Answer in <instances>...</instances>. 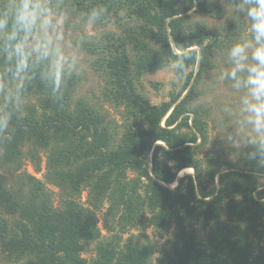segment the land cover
<instances>
[{
    "label": "trees",
    "instance_id": "trees-1",
    "mask_svg": "<svg viewBox=\"0 0 264 264\" xmlns=\"http://www.w3.org/2000/svg\"><path fill=\"white\" fill-rule=\"evenodd\" d=\"M69 1L80 12L107 6L103 28L117 17V32L104 31L84 49L106 76L102 98L120 109L121 123L82 99L71 109L75 76L62 99L31 83L23 98L36 103L22 102L11 139L0 138V209L12 218L0 217V256L11 264H152L156 238L170 233L159 264H264V171L246 155L203 154L209 125L199 79L231 41L194 18L217 15L211 1L218 0ZM177 60L186 70L175 69L182 86L152 104L142 78ZM40 153L45 181L22 172L11 191L3 173L25 160L41 171ZM187 168L194 174L180 178ZM105 206L108 238L98 226ZM138 225L155 239L122 245Z\"/></svg>",
    "mask_w": 264,
    "mask_h": 264
},
{
    "label": "clouds",
    "instance_id": "clouds-1",
    "mask_svg": "<svg viewBox=\"0 0 264 264\" xmlns=\"http://www.w3.org/2000/svg\"><path fill=\"white\" fill-rule=\"evenodd\" d=\"M246 2L250 5L246 9L237 7L250 22L251 35L227 49L229 66L218 76L219 82H230L239 98L235 106H222L224 113L237 118V127L228 132L221 121L224 134L219 139L228 150L250 147L247 160L264 171V0ZM76 11L67 0H0V138L11 139L13 116L20 112L34 80L62 99L67 82L81 72L87 30L106 24L111 14L103 4L81 11L84 31L74 35L70 20ZM172 67L186 71L183 60Z\"/></svg>",
    "mask_w": 264,
    "mask_h": 264
},
{
    "label": "rangeland",
    "instance_id": "rangeland-1",
    "mask_svg": "<svg viewBox=\"0 0 264 264\" xmlns=\"http://www.w3.org/2000/svg\"><path fill=\"white\" fill-rule=\"evenodd\" d=\"M210 1V0H209ZM71 5L72 2L67 0ZM217 7L220 12L211 15L198 14L194 20L204 23L208 26L212 32H219V35H228L230 38V44H225L226 46L219 52H215L213 59L211 60L212 69L204 72L200 76L199 89L202 92V98L200 103L208 110L207 122L209 125V143L208 146L203 150V154L206 152L218 153L220 155L227 156L228 158L235 160L237 159V154L246 155L249 152L250 147L241 146L239 149L232 148L230 150L222 146V142L219 137L224 134L222 129L221 121L223 125H227L228 132H234L237 127V118L235 116H229L222 111V106L226 103H231L235 106L238 103V96L232 93V90L229 87L228 81L223 83L218 81V76L222 70L228 68L226 52L227 49L234 43H237L243 39L249 38L251 35L249 32L250 22L246 19L242 8L246 9L249 7L246 0H234V4L228 5L224 0L211 1ZM237 5L242 6L238 8ZM77 11L70 20V23L74 25L73 34L77 32H83V27L79 24V14L80 10L77 6H74ZM217 12V11H216ZM117 17H113L110 23L106 28H103L101 25H98L96 28L88 29L86 35L88 36V41H93L94 37L100 38V35L105 31H118V26L114 23ZM232 26H235L232 29ZM240 26V27H239ZM234 33V35H232ZM223 37V36H222ZM224 38V37H223ZM223 38H221L223 40ZM221 41V40H219ZM224 53V55H221ZM81 72L75 76L76 81L69 86L68 91L70 93V106L74 110L78 100L82 99L89 102L91 105L99 106L102 108V112L108 114V116L121 123V114L120 109H116L110 103L104 102L102 94L104 89L107 87V78L106 76L96 71L95 60L96 57L89 54L85 49L81 53ZM157 83L159 86L158 89H155L153 84ZM69 81L65 87H68ZM142 85L144 86V92L149 98L152 104H160L163 101H168L170 94L178 87L182 86V82L178 79L175 68L172 66L167 67L161 71L146 74L142 78ZM27 100L28 105L36 103V100L33 97L23 98L22 102L25 103ZM40 112V110H38ZM26 147L25 150H27ZM43 163L41 166V171H36L34 166L28 160H25L21 169L17 172L14 171L10 174L3 173V177L8 181L7 186L11 188V191H16L18 189L17 177L21 175L22 172H28L29 174L45 181L44 174L45 169V156L41 154ZM44 157V158H43ZM190 169V168H189ZM193 170V169H192ZM184 171V170H183ZM194 174L184 172L181 173L180 177L184 175ZM176 187V185H174ZM50 189L54 192H58L55 187L50 186ZM57 199V198H56ZM81 203L86 206L87 204V192H84L80 198ZM105 211L106 206L98 212L99 223L98 226L101 230L104 238L111 236V233L107 232L104 227L105 221ZM2 210L0 209V217H6L7 219H12L9 215H2ZM205 235L206 232H203ZM170 233L167 234L166 238L169 237ZM146 236L150 237L152 240L155 239V232L150 227H143L141 225L131 228L127 234H123L122 245L127 242H138L145 243ZM166 238L161 239L159 237L156 240L159 243V246L155 250L154 256L152 258V264H159V260L162 258L161 245L165 244ZM167 244V243H166ZM92 251L89 249L88 253L82 254L85 258H90L92 256ZM0 264H11L4 259V256H0Z\"/></svg>",
    "mask_w": 264,
    "mask_h": 264
},
{
    "label": "bare ground",
    "instance_id": "bare-ground-1",
    "mask_svg": "<svg viewBox=\"0 0 264 264\" xmlns=\"http://www.w3.org/2000/svg\"><path fill=\"white\" fill-rule=\"evenodd\" d=\"M192 171H193L192 169L187 168L182 173H184V172L192 173Z\"/></svg>",
    "mask_w": 264,
    "mask_h": 264
}]
</instances>
